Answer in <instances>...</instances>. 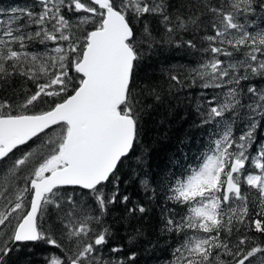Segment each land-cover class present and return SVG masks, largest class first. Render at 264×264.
<instances>
[{
	"label": "snow or ice",
	"instance_id": "6c2138e0",
	"mask_svg": "<svg viewBox=\"0 0 264 264\" xmlns=\"http://www.w3.org/2000/svg\"><path fill=\"white\" fill-rule=\"evenodd\" d=\"M161 49L191 60L162 69V82L141 78ZM191 89L188 119L207 145L159 178L134 170L133 199L121 172L145 118ZM0 90V264L36 244L41 264H137L146 232L126 228V249L115 225L154 208L165 264H264V0L0 8Z\"/></svg>",
	"mask_w": 264,
	"mask_h": 264
},
{
	"label": "trees",
	"instance_id": "16d2710c",
	"mask_svg": "<svg viewBox=\"0 0 264 264\" xmlns=\"http://www.w3.org/2000/svg\"><path fill=\"white\" fill-rule=\"evenodd\" d=\"M24 2L25 0H0V8L8 10ZM190 60L191 57L186 56L180 50L161 49L158 55L146 61L143 70H140V76L162 82V69L172 68L175 70L180 65L187 66ZM198 91L199 89L185 90L179 93L174 91L172 95H166L164 103L154 108L145 118L143 143L138 148L136 156L125 161L121 172L122 192L130 195L133 199L142 197L139 179L133 175L134 170L139 172L143 167L150 174L159 178V175L172 168L177 161L184 164L195 162L194 158L198 157L207 145L208 133L205 129L196 128L191 124L188 119L190 107L184 102V97L186 92ZM2 94L3 91L0 90V95ZM141 156L146 160V166L138 163V158ZM185 156L190 159H184ZM121 210L122 206H116L113 216L121 215ZM158 221L159 208H154L142 222L132 221L131 226L117 224L115 225L117 239L114 243L124 244L127 249L129 246L126 243L127 232L125 229L128 228L130 231L132 228L142 227L147 234V239L135 247L137 264H165L169 252L166 250L164 237H160L156 243ZM148 240L156 243V246L150 247ZM45 248L46 246L43 244H36L32 246L31 251L25 249L19 253H13L12 264H41Z\"/></svg>",
	"mask_w": 264,
	"mask_h": 264
},
{
	"label": "rangeland",
	"instance_id": "374dc122",
	"mask_svg": "<svg viewBox=\"0 0 264 264\" xmlns=\"http://www.w3.org/2000/svg\"><path fill=\"white\" fill-rule=\"evenodd\" d=\"M160 137V136H159Z\"/></svg>",
	"mask_w": 264,
	"mask_h": 264
}]
</instances>
